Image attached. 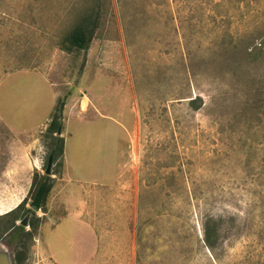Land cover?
Listing matches in <instances>:
<instances>
[{
	"label": "rangeland",
	"instance_id": "1",
	"mask_svg": "<svg viewBox=\"0 0 264 264\" xmlns=\"http://www.w3.org/2000/svg\"><path fill=\"white\" fill-rule=\"evenodd\" d=\"M98 4L88 49L69 50ZM58 99L65 168L136 182L137 264H264V0H0V215L29 207ZM50 195L26 264H53L41 243L71 262Z\"/></svg>",
	"mask_w": 264,
	"mask_h": 264
},
{
	"label": "crops",
	"instance_id": "2",
	"mask_svg": "<svg viewBox=\"0 0 264 264\" xmlns=\"http://www.w3.org/2000/svg\"><path fill=\"white\" fill-rule=\"evenodd\" d=\"M64 159L63 153L62 169L51 176L54 179L48 210L51 216L46 223L51 228L62 219L72 224L70 264H137L140 198L128 170L120 172L116 168L110 178L101 172L88 178L84 174L72 175L65 168ZM21 172L29 175L30 166L16 167V174ZM58 209L61 215L56 218L54 212ZM41 248L53 264H62L46 250L47 246L41 243Z\"/></svg>",
	"mask_w": 264,
	"mask_h": 264
},
{
	"label": "trees",
	"instance_id": "3",
	"mask_svg": "<svg viewBox=\"0 0 264 264\" xmlns=\"http://www.w3.org/2000/svg\"><path fill=\"white\" fill-rule=\"evenodd\" d=\"M102 7L98 4L91 14L79 20V24L75 26L72 31L65 37L64 41L68 44L69 50L77 52L86 51L93 39V32L96 26V18L101 12ZM96 15V16H95ZM191 104L196 105V100H191ZM64 101L58 99L53 112L50 115L47 127L42 133V143L47 150L45 157V164L49 157H52V164L57 165L60 169L63 166V153H64V138L61 136L64 129L62 111ZM198 107V106H197ZM196 107V108H197ZM59 133V134H58ZM55 174L54 172L50 175ZM50 175H38L37 173L32 176L31 190L33 196L42 183L45 184L44 195L42 198L41 206H45L47 197L49 196L54 179ZM26 199H24L13 210L0 215V241L5 238L13 244V264H26L33 240L37 236L40 227V218L36 217L34 213L25 207ZM45 210V209H44ZM45 213V211H43ZM31 216L28 219L29 230L17 225L24 217ZM216 238V225L210 221L206 222L204 229V243L208 248L214 246V239ZM5 239V240H6Z\"/></svg>",
	"mask_w": 264,
	"mask_h": 264
},
{
	"label": "water",
	"instance_id": "4",
	"mask_svg": "<svg viewBox=\"0 0 264 264\" xmlns=\"http://www.w3.org/2000/svg\"><path fill=\"white\" fill-rule=\"evenodd\" d=\"M59 134V133H58ZM51 166H52V157H49L47 166L45 169L44 175H50L51 173ZM45 184L42 183L38 190L36 191L31 203L29 204V209L35 213L40 211L42 198L44 195ZM19 225L22 227L28 226V218L24 217L20 222ZM0 264H13L11 261V257L9 255L8 249L5 248L4 244L0 243Z\"/></svg>",
	"mask_w": 264,
	"mask_h": 264
}]
</instances>
